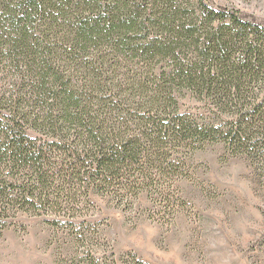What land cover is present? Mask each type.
<instances>
[{"label":"trees","instance_id":"1","mask_svg":"<svg viewBox=\"0 0 264 264\" xmlns=\"http://www.w3.org/2000/svg\"><path fill=\"white\" fill-rule=\"evenodd\" d=\"M216 144L264 178L263 20L215 0H0V234L42 218L55 264H119L94 199L131 214L145 195L169 223Z\"/></svg>","mask_w":264,"mask_h":264},{"label":"rangeland","instance_id":"2","mask_svg":"<svg viewBox=\"0 0 264 264\" xmlns=\"http://www.w3.org/2000/svg\"><path fill=\"white\" fill-rule=\"evenodd\" d=\"M264 21V0H215ZM181 109L196 104L184 98ZM195 181L179 184L183 207L166 224L141 211L131 214L94 199L93 218L120 263L132 252L146 264H264V178L242 157L225 158L222 144L194 153ZM42 218L19 214L0 234V264H55L59 250Z\"/></svg>","mask_w":264,"mask_h":264}]
</instances>
